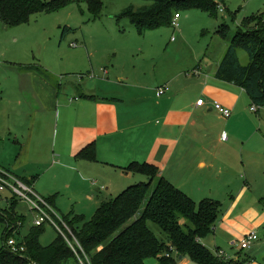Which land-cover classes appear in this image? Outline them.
<instances>
[{"label":"crops","instance_id":"1","mask_svg":"<svg viewBox=\"0 0 264 264\" xmlns=\"http://www.w3.org/2000/svg\"><path fill=\"white\" fill-rule=\"evenodd\" d=\"M223 58L213 70L164 79L158 90L165 85L170 91L156 97L158 102L139 93L149 88L145 85L134 88V94L115 89L111 70L103 71L106 79L83 87L75 79L24 69L19 89L27 110L15 128H10V118L4 121L0 137H9L13 150L9 159L0 157V169L30 181L45 199L56 195L53 208L59 216H83L84 209L79 214L63 202L65 191L75 186H99V191L85 193L96 211L132 186V174L125 171L132 163L156 166L164 179L195 202L231 199L234 207L254 188L253 166L264 145V113L251 110L244 89L216 77ZM119 83L125 80L120 77ZM214 103L232 116L224 118ZM92 144L97 161L77 158ZM261 188L264 191V183ZM262 196L259 189L255 197ZM241 227L230 225L228 230L246 234Z\"/></svg>","mask_w":264,"mask_h":264},{"label":"rangeland","instance_id":"2","mask_svg":"<svg viewBox=\"0 0 264 264\" xmlns=\"http://www.w3.org/2000/svg\"><path fill=\"white\" fill-rule=\"evenodd\" d=\"M211 1L222 7L224 12L217 9L215 17L198 9H181L178 27H162L143 35L129 19L122 17V13L130 8L139 9L149 5L144 0H106L99 18L91 16L86 4L75 3L54 13L35 14L29 22L17 27H6L0 23V133L2 130L5 132L4 121L7 118H10V128H15L19 123L18 117L26 114L27 107L19 89L24 69H35L49 78L55 75L60 80L75 79L83 87L99 79H106L103 71L111 70L110 81L116 83L115 89L121 91L124 88L125 93L134 94V88L145 85L149 88L139 90V93L146 97L152 96L157 102L159 83L164 79L177 74H194L200 69H215L228 46L226 39L218 33L221 26L226 24L229 28L227 35L234 37L239 29L244 30L246 20L254 16L264 17V0ZM254 26L257 25L253 24L249 28L254 29ZM238 54L241 63L247 65L248 54L243 50ZM120 77L125 80V84L119 83ZM256 107L260 109V113H264V107ZM262 123L264 133V119ZM0 138V157L4 161L12 155L13 147L6 140L9 137ZM49 165L52 166L51 160ZM263 171L264 145L259 161L253 166V190L246 192L234 207L231 199L221 203V218L215 232L202 240V244L216 257L226 260L238 258L236 263L264 264ZM131 178V185L149 182L143 175L132 174ZM156 184L157 182L153 186ZM94 185L90 182L89 186L85 185L82 189L75 186L72 190H66L63 199L65 207L79 209V214L84 209L82 215H85L87 221L96 213L85 199V193L89 189L99 191V186ZM242 185H245L244 180ZM259 189L261 198L255 197ZM200 201L196 203L199 204ZM12 206L23 221L21 226L12 224L10 218H16L17 215L3 212L5 214L1 218L5 224L0 222V250L4 246L3 235L7 230L9 234L16 232L14 238L21 243L35 227L36 214L31 205L13 199L9 192H5L0 210L6 211ZM76 206L78 208H73ZM230 225L242 226V231L246 234L233 235L228 230ZM149 227L159 240L167 241L160 227L153 223ZM252 232L258 234V241L249 250L239 251L234 244ZM58 233L54 226L46 224L45 233L40 239L41 245L50 246ZM147 264L157 262L149 260ZM181 264L194 263L185 259Z\"/></svg>","mask_w":264,"mask_h":264},{"label":"trees","instance_id":"3","mask_svg":"<svg viewBox=\"0 0 264 264\" xmlns=\"http://www.w3.org/2000/svg\"><path fill=\"white\" fill-rule=\"evenodd\" d=\"M105 1L0 0V23L6 27H17L29 22L35 14L54 13L75 3L86 4L91 16L99 18ZM144 1L149 5L130 8L122 13V17L129 19L142 35L171 26L181 9H198L215 17L217 9L224 12L211 0ZM253 24L257 26L249 28ZM243 25L244 30L239 29L232 38L227 35L229 28L226 24L219 29L218 33L226 39L228 48L216 77L244 89L252 107H264V17L254 16ZM240 50L248 54L247 65L240 61ZM77 158L97 161L96 146L92 144L84 148ZM125 171L146 176L149 182L132 185L114 199L103 202L90 221L81 215L60 216L80 245L77 254L60 233L50 246L43 247L40 239L45 233L44 224L35 226L21 243L14 238L16 232L9 234L5 230L0 264H147L149 260H156L157 264H181L185 259L194 264H246L236 263L238 258L226 260L216 257L202 244V240L216 230L221 218V203L204 200L197 204L164 179L160 170L150 163H132ZM20 180L29 186L33 184ZM55 198L56 195L45 199L53 210ZM14 206L6 211L0 210V222L4 223L1 217L6 212L17 215ZM22 221L18 215L10 218V222L18 226ZM150 223L160 227L166 242L155 236ZM10 239H14L24 251L18 254L11 252L7 247Z\"/></svg>","mask_w":264,"mask_h":264},{"label":"built area","instance_id":"4","mask_svg":"<svg viewBox=\"0 0 264 264\" xmlns=\"http://www.w3.org/2000/svg\"><path fill=\"white\" fill-rule=\"evenodd\" d=\"M180 18L181 15L176 14L172 22V26L178 27V21ZM174 40L175 38H173V41ZM195 74H198V72H195ZM169 91V86L160 88L157 93L158 97L165 96ZM213 108L226 119H229L232 116V112L229 109L224 108L219 103H214ZM251 110L255 112L257 107L253 106ZM5 192H9L14 199H19L30 204L32 210L36 214L35 226L39 227L44 224H50L54 226L56 230L66 239L72 250L77 254V249L78 247L80 248V245L77 242L74 234L62 220V218L52 209L45 198L39 195L32 186L27 185L11 173L0 169V203ZM70 236L72 237V241L70 240ZM258 239V234L256 232H252L244 236V238L240 242L235 243L234 246L237 247L239 251H246L249 250L253 244L258 241ZM7 247L15 254L22 253L24 251L23 247H18V244L14 239L9 240Z\"/></svg>","mask_w":264,"mask_h":264}]
</instances>
